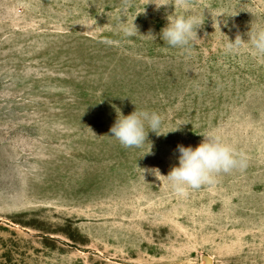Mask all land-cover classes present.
<instances>
[{"label":"rangeland","instance_id":"1","mask_svg":"<svg viewBox=\"0 0 264 264\" xmlns=\"http://www.w3.org/2000/svg\"><path fill=\"white\" fill-rule=\"evenodd\" d=\"M147 2L0 0V264H264V57L247 35L264 0ZM177 13L204 19L186 49L160 39ZM117 109L157 112L163 134L122 147ZM208 132L248 166L177 197L162 176Z\"/></svg>","mask_w":264,"mask_h":264},{"label":"clouds","instance_id":"2","mask_svg":"<svg viewBox=\"0 0 264 264\" xmlns=\"http://www.w3.org/2000/svg\"><path fill=\"white\" fill-rule=\"evenodd\" d=\"M123 3L127 7L130 0H123ZM148 4H154L157 11L161 7L172 5L175 10L183 9L187 13L190 11L191 0H148L145 5ZM217 17H220V14L212 17L214 28L220 25ZM167 20L168 24L161 29L160 39L168 47L186 49L193 40L199 39L197 29L204 23V19L199 15L177 13L169 15ZM205 35L207 36V33ZM247 35L254 49L253 55L264 57V29L255 31L251 29ZM244 43L241 36L237 35L234 41L229 39L226 41L225 51L229 54L235 53ZM116 112L117 119L110 128V136L114 137L124 148L142 147L148 139L149 131L157 136L163 134L159 131L162 117L155 111L135 109L127 116L123 115L119 109ZM202 136V142L195 148L177 146L180 153L179 164L173 166L166 176L160 175L159 169H143V171H150L157 178L164 177L177 197L186 198L190 189L198 190L203 186L213 185L217 182L219 175L229 174L237 169L243 170L248 166L247 155L224 142L218 134L208 132ZM146 154H152L151 150Z\"/></svg>","mask_w":264,"mask_h":264}]
</instances>
